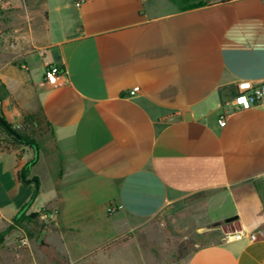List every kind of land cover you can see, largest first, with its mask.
I'll use <instances>...</instances> for the list:
<instances>
[{
    "label": "crops",
    "instance_id": "crops-1",
    "mask_svg": "<svg viewBox=\"0 0 264 264\" xmlns=\"http://www.w3.org/2000/svg\"><path fill=\"white\" fill-rule=\"evenodd\" d=\"M262 80L264 0L0 2V116L39 119L35 147L0 130V264H98L199 204L215 238L160 264H264V104L218 123L223 89Z\"/></svg>",
    "mask_w": 264,
    "mask_h": 264
},
{
    "label": "rangeland",
    "instance_id": "rangeland-1",
    "mask_svg": "<svg viewBox=\"0 0 264 264\" xmlns=\"http://www.w3.org/2000/svg\"><path fill=\"white\" fill-rule=\"evenodd\" d=\"M31 221L35 225L39 221L46 223L39 217ZM212 226L201 204L193 209L175 206L164 215L137 224L133 230L115 232L111 238H105L98 251V264H160L174 261L181 254L213 240L215 236L204 234Z\"/></svg>",
    "mask_w": 264,
    "mask_h": 264
},
{
    "label": "built area",
    "instance_id": "built-area-1",
    "mask_svg": "<svg viewBox=\"0 0 264 264\" xmlns=\"http://www.w3.org/2000/svg\"><path fill=\"white\" fill-rule=\"evenodd\" d=\"M4 0H0L2 2ZM85 0H73L76 7H81ZM63 74V71L59 70L56 65H49L45 70V82L55 84L57 78ZM246 86V87H245ZM238 93L231 99L224 101L222 104V111L218 118V123L220 126H225L228 117L232 112L237 110H246L253 107L260 106L264 104V80L262 81H240L237 84ZM139 89L136 87L131 91V94H135ZM13 129L20 130L25 127L24 122H18L12 124ZM115 207H109L108 212H116ZM38 217L43 222H51L55 219L56 211H49L46 209H40L37 211ZM241 233H236L235 236H240ZM251 240H256L257 235H249ZM21 243L26 245L27 239L22 238Z\"/></svg>",
    "mask_w": 264,
    "mask_h": 264
},
{
    "label": "trees",
    "instance_id": "trees-1",
    "mask_svg": "<svg viewBox=\"0 0 264 264\" xmlns=\"http://www.w3.org/2000/svg\"><path fill=\"white\" fill-rule=\"evenodd\" d=\"M59 70L62 69L61 65H56ZM39 119L36 116H30L25 120V127L20 130L13 129L12 125L7 123L3 117L0 116V130L5 132L6 135L12 140L13 143L18 144H25L30 147H35V140L33 137L34 127L38 126ZM28 170V167H25L23 169V173H26ZM38 217V214H31L29 216H22L19 220V224L23 223L24 221H31V219H36ZM8 230L0 233V243L3 241L4 236ZM186 253L181 254L180 257L184 256Z\"/></svg>",
    "mask_w": 264,
    "mask_h": 264
},
{
    "label": "water",
    "instance_id": "water-1",
    "mask_svg": "<svg viewBox=\"0 0 264 264\" xmlns=\"http://www.w3.org/2000/svg\"><path fill=\"white\" fill-rule=\"evenodd\" d=\"M53 62L55 64H60L61 57L59 55L58 49H53ZM238 93V87L237 86H231L223 89L221 91V98L223 101H227L237 95Z\"/></svg>",
    "mask_w": 264,
    "mask_h": 264
},
{
    "label": "snow or ice",
    "instance_id": "snow-or-ice-1",
    "mask_svg": "<svg viewBox=\"0 0 264 264\" xmlns=\"http://www.w3.org/2000/svg\"><path fill=\"white\" fill-rule=\"evenodd\" d=\"M246 87V86H245Z\"/></svg>",
    "mask_w": 264,
    "mask_h": 264
}]
</instances>
